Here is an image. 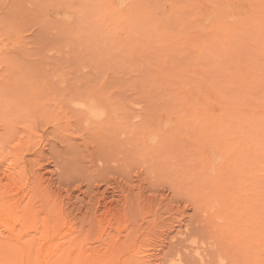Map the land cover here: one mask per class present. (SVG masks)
<instances>
[{
  "label": "rangeland",
  "instance_id": "rangeland-1",
  "mask_svg": "<svg viewBox=\"0 0 264 264\" xmlns=\"http://www.w3.org/2000/svg\"><path fill=\"white\" fill-rule=\"evenodd\" d=\"M125 1L0 0L2 186L68 264H264V0Z\"/></svg>",
  "mask_w": 264,
  "mask_h": 264
},
{
  "label": "bare ground",
  "instance_id": "bare-ground-1",
  "mask_svg": "<svg viewBox=\"0 0 264 264\" xmlns=\"http://www.w3.org/2000/svg\"><path fill=\"white\" fill-rule=\"evenodd\" d=\"M125 1V0H124ZM121 2V1H120ZM126 2V1H125ZM127 2H128V0H127ZM109 3V2H108ZM130 3V2H129ZM110 4V3H109ZM123 4V3H122ZM125 4V3H124ZM111 5V4H110ZM127 5V4H126ZM134 6H135V4H133ZM113 6V5H112ZM116 6V5H115ZM111 7V6H110ZM117 7V6H116ZM124 6H122L121 5V8H123ZM112 8V7H111ZM132 8V7H131ZM117 10V9H116ZM120 10V9H119ZM133 10V9H132ZM126 12V11H125ZM235 20V22H233V21H231V22H233V23H235L234 25L236 26V25H238L239 26V24H243V21H245L244 20V18L243 19H241V20H237V19H234ZM217 22V21H216ZM221 22V21H220ZM237 22V23H236ZM223 23V22H222ZM222 23H220V24H222ZM232 23V24H233ZM245 24V23H244ZM217 25L220 27L221 25H219L218 23H217ZM223 26H225V23L224 24H222ZM217 27V26H216ZM218 27V28H219ZM101 103L99 102H88V103H86L85 105V107H86V109H88V110H92L95 106H99ZM203 104V103H202ZM207 105L209 104V101H208V103H206ZM112 106V105H111ZM4 107V106H3ZM109 108V107H108ZM208 108V107H207ZM110 109V108H109ZM109 109H108V111H109ZM4 110V109H3ZM6 110V109H5ZM17 110V109H16ZM115 110V109H114ZM208 110V109H207ZM107 111V112H108ZM111 111H112V109H111ZM109 113V112H108ZM110 113H112V112H110ZM10 115H12V114H10ZM9 115V116H10ZM107 115V114H106ZM105 115V116H106ZM107 117V116H106ZM117 117V116H116ZM115 118V117H114ZM21 138V137H20ZM32 138V137H31ZM24 140H25V138H23ZM23 139H21V141H17L18 143L16 144V149H18L20 146H22L23 144H22V141L24 142V140ZM28 139V138H27ZM28 142V141H27ZM27 142H25V145H27L26 143ZM31 143V142H30ZM24 146V145H23ZM22 146V147H23ZM15 147H13V148H15ZM25 147V146H24ZM23 147V148H24ZM12 148V149H13ZM23 148H20V149H23ZM20 149L18 150V151H20ZM8 150V149H7ZM26 150V149H25ZM10 152H12V151H10ZM15 152V151H14ZM17 153V152H16ZM15 153V154H16ZM1 154V153H0ZM4 154V153H3ZM11 154V153H10ZM16 157V156H15ZM1 158V157H0ZM1 160V159H0ZM23 164V163H22ZM9 172V171H8ZM7 174V173H6ZM8 174H10V173H8ZM27 174H28V170H27V168H26V165H20V167L19 168H14L13 170H12V173H11V175H10V181H13L15 184H16V187H18V190H17V192L15 191V193H14V191H13V189L12 188H10L8 185H5V187L4 186H2V180H1V178H0V211H2L4 214H7V213H9V216H11L12 217V221L13 222H10L9 220H3L2 222H1V224L0 225H2L3 227L2 228H5V229H8V230H10L11 232H10V234H12V237H13V235L14 236H18V237H16L17 238V240L16 241H18L17 243H19V244H22V246H23V248L26 250H29L31 253L28 255L29 257H24L22 260H21V262H20V264H68V261H71V259L70 258H72V256L74 255V250L72 249V247H74L73 245H74V243L71 241H69V242H67L66 241V243H65V241L64 242H60V243H54L53 242V238L58 234V231H59V229H58V226H59V224H58V226L56 227V226H54L52 223H51V217L52 216H49V215H47V214H44V215H46L45 217H44V219L41 221L40 220V218L39 217H41V216H39L40 214H38V213H40L39 211H35V210H37V209H35V203H34V200H36V194L37 193H35V194H33L32 192V188L31 187H29L28 189H26L25 190V192H23L24 194L22 195V196H20V197H17L16 195L17 194H19V191H20V189L23 187L24 188V185L25 184H23L22 183V181H23V178H25L26 176H27ZM4 177V176H3ZM5 182V181H4ZM3 182V183H4ZM7 184V183H6ZM27 185V184H26ZM13 186V185H12ZM34 188V187H33ZM39 188H40V186H39ZM44 188V187H43ZM34 190V189H33ZM43 190V189H42ZM45 190V189H44ZM39 191V190H38ZM32 193V194H31ZM50 193V192H49ZM29 195H30V198L28 199V201L25 203V200L27 199V197H29ZM38 195V194H37ZM53 194L51 193V196H52ZM44 196H45V194H44ZM39 197V196H38ZM37 197V198H38ZM43 197V196H42ZM47 197H48V194H47ZM39 199V198H38ZM44 199V198H43ZM37 201V200H36ZM35 201V202H36ZM47 201H48V199H47ZM25 203V204H24ZM37 204V203H36ZM43 206V205H42ZM45 206V205H44ZM37 208H39L38 206H36ZM44 209V208H43ZM38 212V213H37ZM61 214V213H60ZM60 214H59V216H60ZM53 215V214H52ZM3 216V215H2ZM4 216H6V215H4ZM8 216V215H7ZM58 216V217H59ZM60 217H62V216H60ZM6 219H8V218H6ZM2 220V219H1ZM61 221V220H60ZM53 222V221H52ZM59 221L57 220V223H58ZM13 223V224H12ZM16 223H17V225H21V226H19V227H22L21 228V233H20V231H18L17 233H20V236L19 235H16V229H18L16 226ZM56 224V223H55ZM61 227V226H60ZM61 229V228H60ZM1 233V232H0ZM33 233H34V236H32L33 235ZM30 234H32L31 236V238L30 239H27L26 237L27 236H30ZM2 235V234H1ZM66 235V234H65ZM64 235V236H65ZM66 237V236H65ZM64 237V238H65ZM26 238V239H25ZM12 240V239H11ZM4 245V244H3ZM110 244H108V246H109ZM112 246L114 245V244H111ZM124 245V244H123ZM4 246H6V245H4ZM8 246V245H7ZM11 246V245H10ZM114 246H116V245H114ZM19 247V246H18ZM82 247V246H81ZM111 247V246H110ZM8 250H9V247H6ZM5 248V249H6ZM13 248V247H12ZM20 248H22V247H20ZM83 249V248H82ZM108 249V248H107ZM113 249H114V247H113ZM26 250V251H27ZM109 250V249H108ZM107 250V251H108ZM112 250V249H111ZM111 250H109L108 252L106 251L105 252V254L107 253H109ZM79 251L81 252V250L79 249ZM113 251V250H112ZM114 251H116V250H114ZM113 251V252H114ZM34 252H35V254H34ZM72 252H73V255H72ZM80 252H78L79 253V257H77L78 259H76V263H78L79 262V264H83V263H85L86 262V264L88 263V261L86 260V259H84V256H81L83 253V250H82V252H81V254H80ZM117 252V251H116ZM28 254V253H27ZM26 254V255H27ZM103 255V256H106V255ZM84 255V254H83ZM112 255V254H111ZM114 255V254H113ZM77 256V255H76ZM115 256H116V254H115ZM114 256V257H115ZM135 256V255H134ZM32 257L34 258V259H32ZM109 257V256H108ZM112 257V256H111ZM110 257V258H111ZM113 257V258H114ZM120 257V256H119ZM141 257H142V255H141ZM139 258V257H138ZM70 259V260H69ZM73 259V258H72ZM94 259H96V257L95 258H93V260ZM140 259H142V258H140ZM35 260V261H34ZM92 260V261H93ZM107 260H109V258L107 259ZM73 262L75 261V260H72ZM71 261V262H72ZM85 261V262H84ZM143 261V260H142ZM104 262H105V259H104ZM108 262H110V260L109 261H107V263ZM119 261H117L116 263H118ZM139 262V264L140 263H142L141 261H138ZM146 262V261H145ZM107 263H105V264H107ZM119 263H121V262H119ZM118 263V264H119ZM71 264V263H70ZM74 264V263H73ZM112 264H113V262H112Z\"/></svg>",
  "mask_w": 264,
  "mask_h": 264
}]
</instances>
